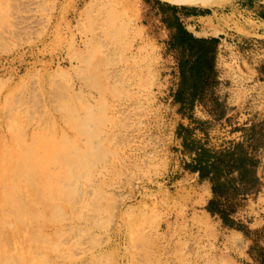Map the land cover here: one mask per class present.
I'll list each match as a JSON object with an SVG mask.
<instances>
[{
  "label": "rangeland",
  "instance_id": "374dc122",
  "mask_svg": "<svg viewBox=\"0 0 264 264\" xmlns=\"http://www.w3.org/2000/svg\"><path fill=\"white\" fill-rule=\"evenodd\" d=\"M253 23L264 26V0H0V264H257L264 30ZM179 26L217 38L213 60L197 61ZM185 60L201 90L177 99ZM181 126L259 161V190L231 215L242 229L207 209L212 183L187 167Z\"/></svg>",
  "mask_w": 264,
  "mask_h": 264
},
{
  "label": "trees",
  "instance_id": "16d2710c",
  "mask_svg": "<svg viewBox=\"0 0 264 264\" xmlns=\"http://www.w3.org/2000/svg\"><path fill=\"white\" fill-rule=\"evenodd\" d=\"M179 31L200 45L197 61L213 60L215 46L208 47L206 45L216 42L217 38L193 37L191 32L183 26H179ZM175 45L182 46L183 43L176 42ZM187 65V60L180 64L183 81L181 88L176 93L177 99H180L186 92L194 97L201 90L195 81L187 82ZM180 129L178 135L183 139L184 151L192 155V161L187 164V167L197 171L202 179H209L212 183L213 197L210 199L207 209L212 214H217L224 224L242 229V225L235 222L231 215L237 205V199L241 195L245 196L259 190L260 181L257 176L259 161L245 150L242 143H233L229 147L214 150L193 138L191 129L183 126ZM250 251H255L254 257L257 264H264V248H256V245H253Z\"/></svg>",
  "mask_w": 264,
  "mask_h": 264
},
{
  "label": "bare ground",
  "instance_id": "6f19581e",
  "mask_svg": "<svg viewBox=\"0 0 264 264\" xmlns=\"http://www.w3.org/2000/svg\"><path fill=\"white\" fill-rule=\"evenodd\" d=\"M183 4H187V5H193V6H198V7H214L215 5H217V3H219V0H177ZM255 28H261L264 30V26L263 25H259V24H254L253 25ZM91 118V117H90ZM81 119V118H80ZM86 122V121H85ZM81 123V122H80ZM87 124V123H86ZM74 184V183H73ZM199 196L201 197V195L197 194V197H193L192 196H188V198L192 199V198H196L193 199V201L195 203H200L201 202V198H199ZM56 210V209H55ZM58 210V209H57ZM8 218V217H7ZM11 225V223H10ZM11 254V253H10ZM12 262V260H11ZM10 262V263H11Z\"/></svg>",
  "mask_w": 264,
  "mask_h": 264
}]
</instances>
